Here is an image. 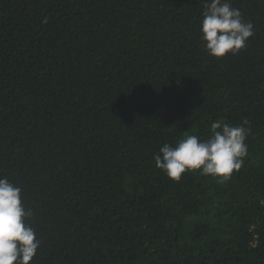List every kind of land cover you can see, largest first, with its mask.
<instances>
[{"label": "trees", "instance_id": "trees-1", "mask_svg": "<svg viewBox=\"0 0 264 264\" xmlns=\"http://www.w3.org/2000/svg\"><path fill=\"white\" fill-rule=\"evenodd\" d=\"M229 2L254 35L216 58L205 0H0V177L33 211L30 264H264V0ZM217 120L248 130L228 180L156 166Z\"/></svg>", "mask_w": 264, "mask_h": 264}, {"label": "clouds", "instance_id": "clouds-1", "mask_svg": "<svg viewBox=\"0 0 264 264\" xmlns=\"http://www.w3.org/2000/svg\"><path fill=\"white\" fill-rule=\"evenodd\" d=\"M200 32L204 51L222 58L246 48L254 25L245 21L229 0H205ZM210 128L211 136L206 140L185 132L175 147L164 144L153 156L156 166L174 181L191 170H200L221 183L228 180L248 155V130L222 120L212 122ZM21 193L7 177H0V264H30L40 247L29 223L33 211L26 208Z\"/></svg>", "mask_w": 264, "mask_h": 264}]
</instances>
